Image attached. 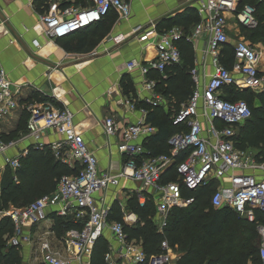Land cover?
Masks as SVG:
<instances>
[{"label": "built area", "instance_id": "2783aa9c", "mask_svg": "<svg viewBox=\"0 0 264 264\" xmlns=\"http://www.w3.org/2000/svg\"><path fill=\"white\" fill-rule=\"evenodd\" d=\"M70 1L58 0L50 4L39 18L47 39L67 38L100 23L110 13H116L123 19L130 16V5L125 0H83L77 5ZM239 1L201 0L196 8L200 21L187 38L178 27L159 32L152 23L142 32L139 42L154 45V59L147 64L135 61L126 64L128 71L138 69L146 78L150 71L164 75L168 68L181 64L178 44L182 40L193 43L203 34L207 36L203 56L210 57L212 73H206L205 69L201 74L196 69L190 70L193 93L171 121L172 126L184 129L168 139L167 154L145 157L146 150L137 141L153 136L157 129L142 120L120 130L117 151L128 157L121 172L117 175L99 174L96 159L82 136L76 133L69 110L49 104L26 107L28 136L38 143L47 131L57 134L60 140L51 145L54 157L68 168L78 165L79 171L74 176H62L53 193L24 208L0 210V218H8L13 224V234L8 238L10 246L19 247L32 242L30 234H23L24 230L54 215L63 219L71 217L82 226L69 229L59 237V250L52 248L49 241L38 239L41 264L80 262L86 255H91L96 241L103 237L105 231H109L119 245L120 253L125 256L134 246L128 241L123 225L108 222L106 211L99 208L94 200L95 194L105 190L116 179H130L139 185L136 194L140 206H144L148 198L153 201L154 221L159 232L167 226L173 209H185L194 203V198L186 196L184 190L185 193L194 191L213 181L219 186L209 198L212 209L231 210L251 223L256 221V211L264 214V155L238 149L233 142L236 128L250 119L251 111L243 100L230 102L222 98L224 87H234L238 91L264 89V75L260 70L262 51L252 48L244 40H237L231 46V68L227 69L221 63V51L229 45L226 15L235 13ZM235 17L248 29L257 25L250 7H244ZM33 43L37 45L35 41ZM154 86L151 81L144 83V89L151 93L146 101L153 108L161 100L153 92ZM19 94L20 87L10 82L0 68V121L18 108ZM129 107L133 109L132 105ZM199 119L204 121L205 127ZM103 129L107 136H114L119 131L112 117L103 120ZM9 146L0 136V155ZM180 156L182 160H178ZM5 162L13 170L19 168L17 158L6 159ZM170 169L174 170L178 182L162 183L163 175ZM256 231L260 238L258 255L264 264V226L257 224ZM160 248L162 253L150 258L138 251L132 257L133 264H170V248L166 240L161 242ZM108 257L107 254L105 259Z\"/></svg>", "mask_w": 264, "mask_h": 264}, {"label": "crops", "instance_id": "0c3cea01", "mask_svg": "<svg viewBox=\"0 0 264 264\" xmlns=\"http://www.w3.org/2000/svg\"><path fill=\"white\" fill-rule=\"evenodd\" d=\"M56 1L58 0H0V68L10 82L20 87L18 108L0 122L1 139L10 145L0 155V179L9 168L6 159L17 158L20 167L21 161L32 149H40L37 151L42 154L49 152L54 157L51 145L59 141L60 137L52 131H47L41 135L39 142L35 143L25 128L27 106L49 104L57 109L69 110L73 115L76 133L82 136L87 149L96 159L98 173L111 175L119 174L128 162V157L117 151L120 130L142 120L148 123L146 118L150 109H156L158 117L170 116V113L174 112L172 104L157 90L163 75L150 71L146 78L138 69L128 71L126 64L131 61L139 64L152 61L154 45L151 42H139L142 32L152 23L157 28L160 22L187 8L196 10L201 0H125L130 5L128 19L110 13L101 23L90 29L64 39L49 40L44 36V28L39 18L48 6ZM79 2L81 0L70 1L73 5ZM259 2L264 4V0ZM246 6L255 12L253 6ZM235 15H226L227 21L232 18L237 21ZM197 17L199 18L198 15ZM235 25L237 30L233 32L236 34L232 36V26L227 24L229 46L237 40H244L240 33V24L237 22ZM178 28L184 38L190 37L194 31L193 27L190 33L185 35L183 28ZM206 38L203 34L193 43L184 41L191 48L192 69H196L199 74L204 69L208 74L213 70L209 65L210 57L203 56ZM246 43L249 44L247 41ZM262 54L264 65V50ZM146 80L154 83L153 92L161 99L155 108L150 107L146 101L151 97V93L144 89ZM128 104L132 105L133 109ZM106 117H112L119 128L114 136L104 133L103 120ZM11 134L14 136L9 137ZM149 138L139 139L137 143L144 147ZM55 160L59 161L56 158ZM11 170L14 172L17 169ZM138 188L139 185L130 179H116L105 190L95 194L94 200L99 208L106 211V216L112 205L118 203L123 223L126 220L124 224L132 227L137 218L133 213L126 211V206L129 199L137 196ZM104 233L106 235L103 234L102 239L108 249L105 256L109 255L108 259L104 258V262L133 264L132 257L142 251L140 244L131 241L134 248L122 256L119 245L109 231ZM23 234H30L32 241L18 247L23 264H41L38 239L49 241L51 247L56 250L61 249L51 217L29 230L25 229ZM90 257L91 255H86L75 264H90ZM169 257L170 264H176L181 255L170 248Z\"/></svg>", "mask_w": 264, "mask_h": 264}, {"label": "trees", "instance_id": "16d2710c", "mask_svg": "<svg viewBox=\"0 0 264 264\" xmlns=\"http://www.w3.org/2000/svg\"><path fill=\"white\" fill-rule=\"evenodd\" d=\"M246 5L254 7V18L257 25L253 29L240 25V32L243 33L241 34L247 42H258L264 47V4L259 0H240L235 14L242 11ZM198 21L196 10L190 7L160 22L157 30L162 32L173 27H182L186 35L198 24ZM179 50L181 64L165 70L157 88L159 93L172 104L174 112L170 113L171 117L169 115L158 117L156 109L149 110L146 121L157 129V133L144 144L147 153L145 157L167 154L168 139L184 129L172 126L171 121L180 105L186 103L193 93L190 78L193 58L191 48L184 40L179 43ZM220 59L224 67L231 68L233 61L231 46L223 47ZM252 97H254L252 91L249 90L238 91L234 87L222 89L224 100L230 102L243 100L251 111L250 119L235 130L233 137L235 147L241 150L256 151L263 156L264 93L260 96L263 104L262 110L253 109ZM15 133L17 135V132ZM11 136L14 134L9 137ZM37 150H30L16 171L13 172L8 168L2 174L0 210H8L10 207L24 208L40 197L53 193L62 176H74L78 173V165L70 169L56 161L51 153L42 154ZM178 160H182V156ZM167 182H178L173 169L163 175L162 183ZM216 187L217 182L213 181L194 191L185 193L184 190L186 196L194 198V203L185 209H173L168 216L167 226L162 232L158 231L155 224V207L150 198L146 200L144 206L138 204L137 196L128 200L126 211L133 213L137 218L134 226L129 227L123 223L118 203L112 205L107 221L121 223L128 241L139 243L146 258L160 255L162 253L161 242L166 240L169 247L181 255L176 264H262L258 255L260 238L256 226L257 224L264 226V214L256 211V221L251 223L231 210L212 209L209 198ZM49 217L53 220L54 232L58 238L67 230L80 229L82 226L80 223H75L71 217L64 219L54 215ZM12 234L13 224L8 218H2L0 220V264H23L19 248L8 244V238ZM107 250L106 242L102 238L96 241L91 252L90 264H107L104 262Z\"/></svg>", "mask_w": 264, "mask_h": 264}, {"label": "rangeland", "instance_id": "374dc122", "mask_svg": "<svg viewBox=\"0 0 264 264\" xmlns=\"http://www.w3.org/2000/svg\"><path fill=\"white\" fill-rule=\"evenodd\" d=\"M232 15H233V13H232ZM236 21V20H235ZM235 21H234V19L232 18V19H228V21H227V24L229 25V26H232V36L233 35H235L236 33L235 32H233V31H236L237 30V27H236V23H237V21H236V23H235ZM240 33H242V32H240ZM243 34V33H242ZM241 34V36H243ZM238 38H242V37H238ZM245 41H247V39H245V38H243ZM248 43L250 44H253L252 45V48H254V49H256V50H258V51H263L264 50V47H263V45L261 44V43H258V42H255V43H252V42H249L248 41ZM251 44H250V46H251ZM261 71L263 72V75H264V65H262L261 64ZM264 93V89H260V90H256V91H252V94H253V96L254 97H252V99H251V102H252V107H253V109H256V110H262L263 109V104H262V99L260 98V96L262 95ZM200 109H198V114H200ZM264 112V111H263ZM200 120V122H201V124H202V126L203 127H205V123H204V121L202 120V119H199ZM3 121V120H2ZM1 122V121H0ZM54 159H55V157H54ZM125 216V215H124ZM129 216H131L130 214H129ZM2 218H0V220H1ZM126 222V220L124 221V223ZM104 235H106V233H104Z\"/></svg>", "mask_w": 264, "mask_h": 264}]
</instances>
